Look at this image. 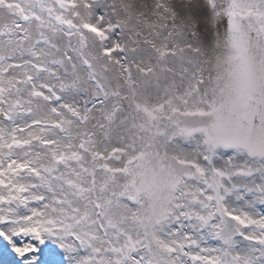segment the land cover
<instances>
[{
  "label": "snow or ice",
  "instance_id": "obj_1",
  "mask_svg": "<svg viewBox=\"0 0 264 264\" xmlns=\"http://www.w3.org/2000/svg\"><path fill=\"white\" fill-rule=\"evenodd\" d=\"M0 264H264V0H0Z\"/></svg>",
  "mask_w": 264,
  "mask_h": 264
}]
</instances>
